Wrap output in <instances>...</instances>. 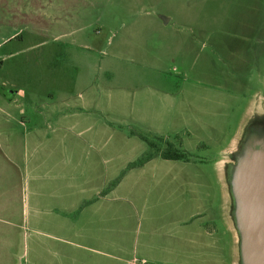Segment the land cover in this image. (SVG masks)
<instances>
[{"label": "rangeland", "instance_id": "1", "mask_svg": "<svg viewBox=\"0 0 264 264\" xmlns=\"http://www.w3.org/2000/svg\"><path fill=\"white\" fill-rule=\"evenodd\" d=\"M1 36L9 37L0 43L1 116L16 115V105L29 113L18 91L53 103L89 88L98 100L93 144L109 149L99 167L109 180L98 197L105 196L99 204L114 249L112 260L97 264H176L165 234L177 220L192 226L189 215L203 208L220 238L179 253L190 264H243L230 197L239 162L223 173L214 163L230 137L241 135L246 113L264 110V0H0ZM153 115L159 132L150 129ZM257 122L263 142L264 114ZM17 141L16 165L0 153L3 200L6 193L13 212L3 216L14 227L9 264H61L58 247L39 249L37 242L48 241L26 225L27 152ZM166 149L182 152L178 161L187 164L158 168L139 200L130 185H117L133 163Z\"/></svg>", "mask_w": 264, "mask_h": 264}, {"label": "crops", "instance_id": "2", "mask_svg": "<svg viewBox=\"0 0 264 264\" xmlns=\"http://www.w3.org/2000/svg\"><path fill=\"white\" fill-rule=\"evenodd\" d=\"M14 10V14L13 8L10 10L11 17L17 22L18 9ZM23 16L26 17V14ZM24 17L23 21L28 20ZM10 26L13 28V21ZM7 39L9 37L1 36L0 43ZM84 94L78 95L75 100L60 98L53 103L41 100L37 103L28 94L26 96V93L18 91L16 96L27 101L29 113L24 112L21 105H16V115L9 118L0 115L2 158L16 165L13 161H17L19 138L23 151L27 152V156L23 154L25 158L21 162L28 196L26 225L30 233L40 234L48 241V244L37 242L39 249L48 250L49 242L58 247L61 264H97L99 258L113 259L109 252L114 249V245L108 239L111 231L108 228L107 210L99 204V200L102 201L105 196L98 197L109 180V176L99 172L100 163L105 162L104 155L109 149L93 144L98 132V100L89 88ZM165 102L169 104L171 100ZM42 109L46 111L42 112ZM261 113L264 114V110L255 109L250 114L246 113L244 121L240 123L243 126L241 135L236 132L230 137L227 147L221 151V158L214 163L219 173L234 168V160L243 162L250 148L260 144L261 135L255 131L258 130L257 119ZM156 117L153 115L150 119L154 123L150 129L159 132L156 123L159 120ZM260 129L264 130V126ZM127 160L133 163V159ZM133 164L121 176L117 185H130L129 194L139 200L147 182L157 178L158 168L187 163L162 160L154 155ZM2 189L3 180L0 178V260L9 264L12 259L9 234L14 227L6 218L12 217L13 212L6 193L7 200H3ZM208 198L205 194L199 200L204 203ZM204 213L203 208L189 215L190 220H195L192 226L187 227L184 220H177L174 221L175 228L166 232V252L171 261L190 264L189 254L179 253L180 249L214 246L220 238L213 225V218ZM3 216L6 218L3 219ZM142 246L158 249L150 243H143ZM144 262L145 259L141 258L139 264Z\"/></svg>", "mask_w": 264, "mask_h": 264}, {"label": "water", "instance_id": "3", "mask_svg": "<svg viewBox=\"0 0 264 264\" xmlns=\"http://www.w3.org/2000/svg\"><path fill=\"white\" fill-rule=\"evenodd\" d=\"M166 22V18L159 16ZM253 146L233 183L235 227L241 239L240 262L264 264V144Z\"/></svg>", "mask_w": 264, "mask_h": 264}, {"label": "trees", "instance_id": "4", "mask_svg": "<svg viewBox=\"0 0 264 264\" xmlns=\"http://www.w3.org/2000/svg\"><path fill=\"white\" fill-rule=\"evenodd\" d=\"M155 155H158L162 160H185L186 156L182 152L170 151L168 149L162 152H156Z\"/></svg>", "mask_w": 264, "mask_h": 264}, {"label": "bare ground", "instance_id": "5", "mask_svg": "<svg viewBox=\"0 0 264 264\" xmlns=\"http://www.w3.org/2000/svg\"><path fill=\"white\" fill-rule=\"evenodd\" d=\"M228 201V200H227ZM227 210H228V208H227ZM230 225V224H229Z\"/></svg>", "mask_w": 264, "mask_h": 264}, {"label": "built area", "instance_id": "6", "mask_svg": "<svg viewBox=\"0 0 264 264\" xmlns=\"http://www.w3.org/2000/svg\"><path fill=\"white\" fill-rule=\"evenodd\" d=\"M1 61V60H0Z\"/></svg>", "mask_w": 264, "mask_h": 264}]
</instances>
